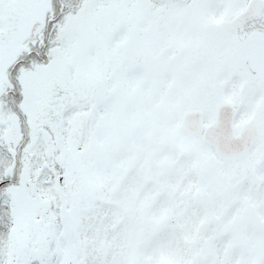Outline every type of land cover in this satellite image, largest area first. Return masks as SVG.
I'll use <instances>...</instances> for the list:
<instances>
[{"label": "snow or ice", "instance_id": "6c2138e0", "mask_svg": "<svg viewBox=\"0 0 264 264\" xmlns=\"http://www.w3.org/2000/svg\"><path fill=\"white\" fill-rule=\"evenodd\" d=\"M0 264H264V0H0Z\"/></svg>", "mask_w": 264, "mask_h": 264}]
</instances>
